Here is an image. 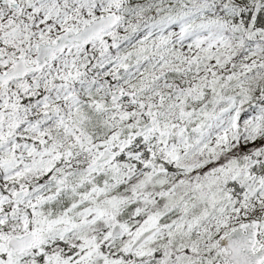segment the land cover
Instances as JSON below:
<instances>
[{
	"label": "snow or ice",
	"instance_id": "1",
	"mask_svg": "<svg viewBox=\"0 0 264 264\" xmlns=\"http://www.w3.org/2000/svg\"><path fill=\"white\" fill-rule=\"evenodd\" d=\"M0 264H264V0H0Z\"/></svg>",
	"mask_w": 264,
	"mask_h": 264
}]
</instances>
